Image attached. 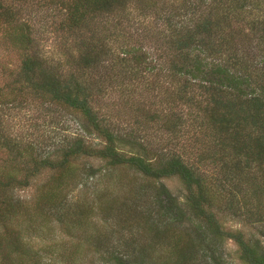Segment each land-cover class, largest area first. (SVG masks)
<instances>
[{
	"label": "trees",
	"instance_id": "trees-1",
	"mask_svg": "<svg viewBox=\"0 0 264 264\" xmlns=\"http://www.w3.org/2000/svg\"><path fill=\"white\" fill-rule=\"evenodd\" d=\"M40 1L71 38L59 50L63 65L34 38L29 18ZM3 27L2 43L20 58L17 74H7L9 95L29 88L71 109L100 142L69 137L53 160L0 134V149L19 160L0 178V264H79L63 245H49L56 257L31 247L28 237L41 231L34 218L46 216L66 237L79 234L73 254L85 250L89 264H224L216 250L225 240L242 264H264V240L218 219L258 226L264 239V0H0ZM141 39L155 58L147 43L131 45ZM127 73L128 82L113 80ZM116 88L117 110L95 106ZM79 157L145 182H121L115 196L109 185L94 205L72 202L64 185L96 174L90 166L76 173ZM40 174L49 178L31 203L10 194ZM163 179L181 184L182 201ZM98 216L110 228L88 232Z\"/></svg>",
	"mask_w": 264,
	"mask_h": 264
},
{
	"label": "rangeland",
	"instance_id": "rangeland-1",
	"mask_svg": "<svg viewBox=\"0 0 264 264\" xmlns=\"http://www.w3.org/2000/svg\"><path fill=\"white\" fill-rule=\"evenodd\" d=\"M38 1L39 0H35V2ZM42 2L43 1L39 2L40 4L37 5L38 8H34L35 13L33 12L31 14L32 19L29 18L30 23H32V26L35 29L33 35L39 43L38 46H40L41 50L44 49L43 51H46L45 54H48L49 57L63 65L65 60L64 57L60 55L59 50H61L63 46L69 44L71 38L61 34L56 28V24H58L57 18L54 21V24H52V17L49 15L50 11L40 7ZM8 35L9 32L7 27L0 29V94H4V97H0V128L2 130H0V134L4 131L5 134L3 135L7 136V138L18 141L20 149L34 146L37 156H47L49 159L53 160L59 156L60 148L69 137L81 135L86 139L87 143L97 144L100 142L94 134L89 135L82 130L80 115L73 112L71 109L66 108L63 105L53 104L48 100L41 98L36 93H32L29 88H24L25 91L23 94L17 93L16 95H9L7 89H9V86L11 87V85H9L10 83H8L11 81V78H7V74H17L20 65V58L18 49L15 50L11 45H8L6 48V41L2 43V39ZM65 39H67L68 42L63 44ZM145 43H147V46L143 48L149 51V54L153 53V51L150 50L152 48H149L150 42H147L146 40H133L131 45L140 46ZM113 47H116L115 43L113 44ZM151 57L155 58L156 55L152 56L151 54ZM103 64H106V62ZM100 67L103 68L104 65L101 64ZM127 75L128 73L122 76L120 75L119 79L114 78L113 80H118V84H120V81L121 84L126 83L129 79L127 78ZM13 85L16 88L18 87V84ZM117 89L118 88L107 94L101 92L96 96L94 103L95 106L96 104L105 105L113 110H117L115 101L119 96L118 92L120 93L121 90L120 88ZM123 90L124 89H122V91ZM123 93H125V90ZM118 103L123 102L118 101ZM163 141H166V135L158 136V142ZM161 144L164 145V143ZM192 145L195 144H188L186 151L188 155L191 154L189 146ZM14 157V154H8L3 149H0V178L3 176V173L13 168L12 165L14 164L10 163V161L16 163L19 162V160ZM20 160L22 161L24 159ZM88 166L94 169L92 170L93 172H90H96L92 178L87 174L82 175L80 178H77L76 181L71 180L68 184L64 185V187L66 186L65 188L63 187V194L67 195L72 202H81V204L86 203L88 205H91L92 203V205H94L97 204L96 197L109 185L110 189L114 192L112 194L115 196L116 194H122V188L119 185L121 182L123 184L145 182L141 177L132 173L131 170L125 167L106 171V169H103L105 168V164L102 161H99V159L79 157L75 160L76 173L83 174L82 172H85ZM98 169L101 170V172H107L104 177H102V173L100 174L98 172ZM211 170L212 169L208 171L211 172ZM110 173L112 174L111 177L109 176ZM48 178V174L37 175L30 180L28 187L13 188L11 189L10 194L21 202L31 203L35 193L39 191V187L48 180ZM160 182H162L174 196L182 201V186L176 179H163ZM99 217L100 216L95 219L94 224L88 227V232H92L94 228H96L98 232L110 228L109 223H103ZM218 219L225 230H241L247 237L254 235L260 237L262 241L264 240L259 234L258 226H247L243 224L239 218L234 219L227 214L219 215ZM50 220L51 217L47 218V216L46 218L43 217L40 219L36 217L34 218L35 226H38L39 228L37 229H40L41 231H38L35 235L31 234V237H28L31 241V247L36 249L38 246L40 249L37 250L43 257H56L53 250L49 249V245H52V247H54L53 249L56 251H58L60 246L63 245V248L66 249L64 257H80L79 264H89L90 258L85 250H77L78 252L73 254L75 249L73 248V245H76L74 243L76 242L77 237L80 238L79 234H76V237L72 236L71 238H68L61 232L60 228ZM114 228L116 229V226H114ZM29 233L30 232H28V234ZM49 251L51 252L49 253ZM216 255L219 256L224 264H242L238 258L237 247L230 240L222 242V245L216 250ZM91 263L94 264L93 260H91Z\"/></svg>",
	"mask_w": 264,
	"mask_h": 264
}]
</instances>
